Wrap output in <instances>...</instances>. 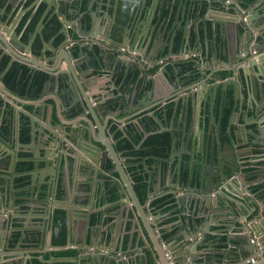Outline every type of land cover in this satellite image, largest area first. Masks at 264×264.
I'll return each instance as SVG.
<instances>
[{"label":"crops","instance_id":"obj_1","mask_svg":"<svg viewBox=\"0 0 264 264\" xmlns=\"http://www.w3.org/2000/svg\"><path fill=\"white\" fill-rule=\"evenodd\" d=\"M27 0H8L6 4L0 8V18L3 20L11 23V25L14 23V25L17 24V22L20 19V22L24 18L25 14L27 12L32 11V13L27 17V19L24 21L23 25L19 24L17 27V33L20 34V37L23 42L27 43L30 39V34L27 38V40H24L22 35L24 31L26 30V27L28 26L30 20L32 19L34 13L36 12L39 4L42 1H47L48 6L45 10L43 17L39 21L35 31L36 33L33 36V42L37 34H39L43 28L44 23L43 20L45 16L48 14L50 10H52L55 14L59 16L60 21L63 23V12L60 10V1L57 2L58 6L53 7L54 1L53 0H42L39 2V4L31 9V5L25 6ZM116 1V5H115ZM119 1L120 0H112V4H109L110 0H106V2L95 0L93 3V9L90 7L91 4H89L88 11L95 10L98 11L99 15L103 16V22L101 27H97V31L100 34V38L103 39L102 33H105L109 28V22L110 19L108 18V11L113 12L115 15L117 14V10L119 7ZM136 1V0H135ZM136 5L138 2H135ZM154 1V0H153ZM230 0H223V3L227 6V9L233 12L234 10L238 11V8L235 4L232 3V1L229 2V5L226 3ZM153 3V2H152ZM95 4V6H94ZM196 4V8L194 10V5ZM9 5H11V8L9 9ZM22 6L26 8V11H18L19 7ZM154 4L146 7L144 4L143 6L134 7V11L132 10V14L129 17V20L124 27L123 30V40L125 38H128V35L130 33L131 38H133L135 34V30L137 26H142V32L143 38L141 40V48L143 47V51L146 53L148 52V57H146V60H144V64L141 63L144 67V71L146 73V77H149L151 74L148 71L150 68H153L152 65L155 63H158L157 57L155 53H152V43L147 44L146 38L148 37L149 31L151 32L152 27H150L149 23V15H151L152 10L154 9ZM206 8V11L204 12V15L210 10L209 3L207 1L203 0H196V1H190V0H159L158 2V9L155 14V17L153 19L154 23V30L152 33V40H156L158 36V28L160 24L163 22V19L168 17L171 13V9L174 10L171 13V20L164 26L162 38L160 39V46L163 45V48L160 53V58L165 57L169 54V45L170 40L173 37V32L175 30H179L180 24L179 20H183V15L185 12V7H187V19L183 20V25L185 26L186 31L189 32V34L195 38L194 41L188 43L186 45V48L188 47L191 49V52H187L184 57L181 56H169L165 63H168V59H173L174 65H171V67H175L176 69H179L180 67L177 65L178 61L190 59L193 63L196 60L197 62H200L202 74H209L207 76V83L212 84L215 81L224 80L223 78L219 77V74L222 72H229L230 76L235 73V70H227V68L231 67V63L229 62V55L225 50L220 51V56L218 57L215 51V48L217 44L222 43L224 41V38L222 37V28L220 31L219 39L216 40V38L213 37L211 33H208L207 26L203 24L205 21L210 20H201V9L202 7ZM53 7V8H52ZM71 8V9H70ZM219 8V7H218ZM75 9V8H73ZM16 10V12H15ZM144 10V11H143ZM223 10V9H222ZM69 11L73 12L72 7H69ZM151 11V12H150ZM211 12V11H210ZM74 13V12H73ZM146 13V15H144ZM149 13V14H148ZM77 17H78V13ZM212 16H220L229 18V16L224 14H219L218 12H211ZM67 15V13H65ZM144 15V16H143ZM193 18V19H192ZM91 17L88 14V19H84L85 21H90ZM191 19V20H190ZM75 21V20H74ZM200 23H202L201 26V40L196 39L198 36V28L200 27ZM115 24V21L113 24H111L113 27ZM40 25V28L38 30V26ZM91 26V25H90ZM63 28V26H62ZM259 29L262 27H258ZM130 29H132V32H130ZM41 30V31H40ZM34 31V32H35ZM40 31V32H39ZM70 38L74 39V43L70 44H79L84 43V40H81L79 36L77 35V26L76 23L73 22L68 27ZM62 32V29H61ZM181 32V31H179ZM264 32V31H263ZM63 33V32H62ZM73 33H75L73 35ZM183 33V31H182ZM40 35H42L40 33ZM64 35V34H63ZM76 35V36H75ZM255 35H258V40L263 41L264 40V33L263 35H260L255 33ZM184 36V33H183ZM53 38L51 39H44L42 38V46L38 54L33 52L32 50V56L35 57L38 60H40L44 65H53L54 62L51 61V55L55 54L56 52H52V46L58 47L59 45H55L53 43ZM129 40V39H128ZM164 40V41H162ZM201 41L203 44H201ZM32 42V45H33ZM88 47L82 48L84 52H89L95 59V63L97 64V68H93V66L87 67V76L91 81V86L93 88V92L96 96V99H99L100 93H109L106 98L107 103H109V108L111 110H114V101L117 98L122 99L123 101V109H117L114 110V113L104 114V117L100 118V120L97 122L96 128L98 129V135L99 137L109 141L110 143H114L115 147L117 146L118 140L123 136L126 137L124 131L121 130V127L126 124L127 125H137V120H140L144 115L152 116L156 115V111L161 110L164 114H166L167 110L165 111L166 105L169 103L173 104V116L169 120L168 124L169 126H166L162 129H169L172 138L173 143L170 147V150L168 152V156L165 158H156L155 162L148 165L143 164V170L145 174L147 173L149 181L152 183V191H156L157 193H154V195L149 194V200L146 203H142L144 206V210L146 215H142L140 210H138L134 204L133 201H131V197L129 193L125 192V195L120 192V187L123 186L124 181L121 178V175L119 173L118 167H113L114 162H112V158H107L106 167L109 169V172H107V175L105 176H99L101 180H96V186L94 189L93 194H90V189H86V181L83 171H80V174H76V169L74 167H70V174L66 173H60L58 177V181L55 183V194L56 199H63L65 198L66 189L69 191L73 190L75 191L74 195L69 197V200L73 203L74 206L78 209L77 212L89 210L91 208L90 213V219L89 224L87 226L86 219L79 214H77L75 211L72 215V223L69 225V229L67 227V238H66V244L65 245H54L53 244V238L54 236L57 237L59 232V224L56 223V219L54 217V230L51 228V226L45 227V238L44 243L48 242L49 238L52 237V244L53 247L50 249H47L48 247H45L46 250H43L44 248L39 247V244L42 240L41 232L42 229L41 222V216H46V214L40 213V211H35V209L30 208L31 205L33 207L34 203H31V200H28L27 202L21 201L22 210L21 215L16 219L14 223V230H20L22 231V236L26 237L29 232L36 233L38 238L34 241L36 243L26 244V241L19 240L15 245L11 244L10 242V249H3V247L0 248V264H25V260L28 255L34 256V254H37L38 258L39 256L43 257V254L53 251V250H65V249H75L77 250V254L75 256H72V258H69L71 261L76 262L77 264H163L161 259L158 256L157 248L160 250L165 249V254L167 252L172 253V258H174L175 262L172 263L168 259L167 264H189L191 263V258L189 255H192L194 257H197L196 260L198 262H204V261H210V262H241L244 260L243 264H250L247 263L246 259L249 257H252V251L249 249L251 244H246V246H242V244L246 243V239L243 236L244 232L242 230V223L239 221L237 214H235V217L231 214L229 215H214L211 217V214L209 211L204 213L202 209H190V207H184L182 206L178 198L180 195H182L184 192H190L193 189L190 188L191 185L194 184L197 178L191 179L189 177L187 181H183L181 179L180 174L178 173V167L180 169L183 168L184 164L186 163V158L188 157V164H190L191 161V150L193 148L194 138L196 136V133H200L205 135L207 140L210 138L209 133L214 135L215 137V150L216 147L218 149V155L223 153L224 156L226 155L228 158H235V155H239L240 157L238 164L240 165V169H242L247 174V181L244 182V177H240L241 180H243V183L247 184L252 191L254 192V195H250L248 192H244L243 196L248 204L255 207L253 211L247 212V206L245 205L244 208L241 209L242 214H245L248 216V219H256L258 220V225H256V228L259 229L262 228V232L264 233V223L262 220H264V157L262 156V152L259 149V145L254 144L252 140H259V128H263L264 125V108L257 110H250L248 106L252 104L253 99H260L261 94L259 90V83L257 80H260L263 82V80L256 77V84L255 86H251V88L245 83L244 74L242 71H239V79L241 81V104L238 103L237 97H236V105L237 108L240 107V111L237 112L236 121L233 125L229 123V128L227 130V133H225V140H221V135L219 134L220 129V117L217 115L216 108L214 105V109L212 110L211 107V100H205L203 103L198 106H194L193 103V97L191 95L188 96L186 99H179L178 102L174 99H161L158 96H152V93L146 94V91L150 89V83L148 85L143 84V79H141L142 74L139 73L138 77L135 74H132L131 72L126 75L125 67H122L120 62H118L119 56L122 55V52L119 53L115 57V52L112 50L111 45H106L105 50H108L102 58L97 54V51L93 49L94 47L90 46L91 43L87 41ZM121 43V42H120ZM119 43V44H120ZM116 44V42H115ZM118 45V44H117ZM208 45L210 46V52L208 53ZM118 45L117 47H119ZM122 46V45H121ZM236 46V45H235ZM98 48V45H95V48ZM96 48V49H97ZM185 48V47H184ZM197 48V49H196ZM236 48V47H235ZM100 49V48H99ZM183 49H181L182 51ZM197 50V51H196ZM1 51V50H0ZM64 55L65 51L63 47L59 48L57 53H60ZM101 52V49H100ZM98 52V53H100ZM180 52V51H178ZM136 60L138 62H142V55L138 51ZM4 55V53L0 54V60L1 57ZM8 55V54H5ZM10 58L12 57L11 55ZM26 57H29V55H26ZM69 52L67 51V58L68 62L71 63V66L73 63L69 59ZM128 58L127 56H123ZM204 58V60H203ZM12 59V58H11ZM63 59V58H61ZM233 61H238L240 59V56L237 54L236 49L234 50V55L232 56ZM13 60V59H12ZM19 62L28 64L23 59H18ZM161 61V60H160ZM157 64V66L162 65L161 62ZM137 62V64H139ZM202 63V64H201ZM30 66V64H28ZM91 65H93L91 63ZM119 65L121 67H119ZM87 65H85L86 67ZM237 66V65H235ZM234 66V67H235ZM31 67V66H30ZM32 68V67H31ZM62 69L67 68V61H64L62 66ZM110 71H108L107 69ZM42 71H46L44 69H38ZM237 73V71H236ZM189 72H182L179 75V81H177L178 85V92H181L185 89H187L192 83L187 82V78ZM1 80L3 73L0 72ZM201 75V74H200ZM114 76V78H113ZM204 76V75H203ZM258 76V74H256ZM201 78V77H200ZM109 79H113L111 84L109 83ZM226 79V78H225ZM48 82V81H47ZM108 82V83H107ZM139 82V83H137ZM138 84V88L141 90L143 89L142 94L136 95L135 105L134 106H128L127 103H129V97L130 95L134 96L133 91L136 88V85ZM58 85L60 88L62 86H65V78L63 76H60L57 79V86L50 88L49 85H45L44 90L45 92L42 93V96L49 104H55L54 99H58V107L55 108V111H58L59 114H63V123H60L58 119V116L54 115L55 117V123H60L65 130L72 131L73 128H77L81 125V121L86 118L84 115H78L74 116L69 109V107L60 108L61 102H60V96L57 92ZM232 86L235 89L236 93V87L234 84H224L222 86ZM108 86H111V90H108ZM152 86V84H151ZM123 87H126V91L128 92L127 99L125 100L122 94L121 89ZM184 89H181V88ZM43 90V91H44ZM168 91L175 92L176 88L173 86L167 87ZM113 93L117 94L116 97H113ZM148 93V92H147ZM189 94V92L183 93V95ZM21 99H18L15 102V104L19 105L20 107H23L27 111H33L35 106L31 104L30 100H36V99H30L27 97H21ZM38 98V99H39ZM190 102V107L192 109V121L190 123V129L186 134V141L179 143V146L174 143V137L176 134H179L180 127H182V124L184 123L185 118L187 119V112H188V103ZM91 103V108H93L96 104ZM5 104V100L0 96V122L5 119V124L10 125L11 119L9 115V109H4L3 105ZM30 106V108H28ZM9 108H11V105H8ZM58 109V110H57ZM237 111V109H236ZM235 111V112H236ZM89 115V113H88ZM115 116L117 118V121L113 119H109L110 117ZM232 117V116H231ZM249 117V118H248ZM28 116L25 114L20 115V120H26ZM75 119V120H74ZM74 121L76 122L75 124ZM21 123V122H20ZM143 125V124H142ZM263 125V126H262ZM137 127H139L137 125ZM172 127L175 129L174 134L172 132ZM161 129V130H162ZM141 130V129H140ZM237 131V133H236ZM120 132V135L117 136L116 134ZM149 134H143L144 137H146ZM106 135V137H105ZM220 135V136H219ZM121 136V137H120ZM219 136V141L217 140V137ZM238 138H242V142L239 141ZM144 140V138H143ZM142 140V141H143ZM231 141L232 145L229 144L228 141ZM139 142L137 145V148L140 147ZM188 141V143H187ZM223 143L225 148L223 149V146L220 144ZM34 146V145H33ZM183 146L187 147V150L185 152H182ZM179 147V148H178ZM38 148H41L40 145L38 147H33L31 149H25L22 153L29 155L31 160H34V157L38 156ZM117 149V148H116ZM251 149H254L253 151ZM184 150V149H183ZM122 154V158L124 162L126 163V170L127 166L133 164L132 161L129 162V156L124 153L123 149H118ZM250 153H249V152ZM241 152V153H240ZM23 154V155H24ZM42 155V154H41ZM112 157V155H111ZM183 157V160H182ZM43 159V158H42ZM146 159H144L141 162H144ZM114 161V160H113ZM33 167L36 166L42 169H39V173L36 172L34 175H32V171L29 174L28 170L25 171H19L20 175L23 177L27 175V178L21 179V186L25 185V181H31V178L33 177L34 183L31 188L28 187L27 191H25V195L30 196L33 198L32 201H37V199L41 198L42 192L39 193V188L36 186L37 182H42L44 180V177H48V171L44 170L45 162L41 163V160H39L37 163L34 164ZM111 162L112 166H108L107 164ZM218 165L220 164V160H217ZM163 166V168H162ZM62 168V167H61ZM114 168V169H113ZM59 169V168H58ZM63 169V168H62ZM163 169V174L161 176V170ZM179 169V172H180ZM56 170V168H55ZM172 171V173H171ZM128 173V171H127ZM129 174V173H128ZM200 174V173H199ZM131 177V175L129 174ZM200 177V175L198 176ZM132 179V178H131ZM90 183L92 182V177L88 180ZM133 181V180H132ZM3 182L2 180L0 181ZM25 182V183H23ZM179 184L185 186H179ZM28 185V184H27ZM109 188L116 189V193L119 195L117 200H111L110 195L111 192L108 191ZM63 189V195L60 197L57 196L58 189ZM3 189V188H2ZM118 189V191H117ZM31 191V192H30ZM176 191L174 194L173 192ZM219 191V189H218ZM167 195H170L169 199L171 198V201L166 197ZM254 196H257L259 199L254 198ZM163 198L166 197L167 199L164 200L162 204H158V206H155L154 208L151 206V202L157 198ZM165 199V198H163ZM54 201L51 197L50 202ZM141 201V200H140ZM172 202H175L177 204V209L175 208L172 211L169 212H162L160 211L161 208H164V206H167L171 204ZM56 203V202H55ZM91 206V207H90ZM235 207H237L235 205ZM1 210H4V207H2ZM51 210V206H49V211ZM59 209L55 210L56 211ZM64 210V209H63ZM238 210V209H237ZM12 210H8V212H11ZM65 211V210H64ZM66 213V212H65ZM94 214L98 216L97 221L95 223H91V215ZM161 214V215H157ZM156 215V216H153ZM153 216V219L151 218ZM48 220L47 225H49V218L46 217ZM46 218L43 222L46 221ZM42 222V223H43ZM148 224H151L153 226L154 233L149 230ZM24 225H27L28 227L25 228ZM67 226V224H66ZM5 227V226H4ZM72 228L71 234L69 233L70 229ZM115 228H119V239L116 242V252L113 253V255L119 254V259H121V262H115V261H109L105 263H100L98 261L93 260V258L88 254L89 250H94L93 247H88L87 245L93 244V238L95 237L96 245L99 248V252H106L108 249H110L111 244V233L116 230ZM14 231V232H15ZM196 231V232H195ZM7 232V229L6 231ZM28 232V233H27ZM52 232V234H51ZM243 233V234H242ZM30 234V233H29ZM190 234V235H188ZM204 234H207V239L199 245L198 250H194V240L198 239L199 237L203 236ZM167 235V236H166ZM164 236L168 237L165 238ZM191 236V237H190ZM225 237L224 242H228L226 244L223 240H221V237ZM104 237V238H102ZM11 241V239H10ZM73 242V244H69L70 242ZM166 241L167 245L165 247H162V242ZM264 242V240H263ZM166 248H169L166 250ZM122 250V252L119 251ZM119 251V252H118ZM255 251L258 252L256 259L258 261L259 257L261 258L262 255H264V252H260L258 249ZM94 252V251H91ZM166 256V255H165ZM166 258V257H165ZM30 259V258H29ZM54 260L53 262L51 260ZM69 260L68 258H64ZM44 260V259H43ZM55 257H51L50 260H45L50 263H54L57 261ZM160 260V261H159ZM257 261L255 263H257ZM27 262V261H26ZM166 263V262H165ZM254 263V264H255Z\"/></svg>","mask_w":264,"mask_h":264},{"label":"water","instance_id":"obj_2","mask_svg":"<svg viewBox=\"0 0 264 264\" xmlns=\"http://www.w3.org/2000/svg\"><path fill=\"white\" fill-rule=\"evenodd\" d=\"M40 1L42 0H35L30 6L31 9L36 7ZM53 1V7H57L58 4L57 2L55 3V1L58 0ZM94 1L95 0H92L90 3L91 8L93 7ZM203 1H207L210 7V10L206 13V15H203L201 17V20H203L204 18H206L205 20H210V32L208 33H211L213 37L218 40L221 28L223 29L222 37L224 38V41H222V43L217 44L215 48L216 54L219 57L220 51L225 50L229 55V62L231 63V67L227 68V70H235V73L224 80H219L215 81L212 84H208L206 78L209 74H207V76L205 73L202 74L203 72L201 70L200 62H197L195 60L193 66L196 67L199 73L201 74L200 80L193 82L187 89L178 92L179 90L177 89L179 84H177V81L180 80V69H176L173 66L171 67V65H174L175 60L168 59V63H165V61L169 56L184 57L187 52L192 51L188 47L186 48V45L190 43L192 37L189 32L186 31L185 26L183 25V20L187 19L188 17L187 7H185L183 20L178 21L180 24L179 30H175V32H173V37L170 40V44H167L169 45V54L165 57L160 58V53L163 48V45L160 46V39L162 38L163 28L166 25L167 21L169 22L171 20V13L174 9H171V13L169 14V16L164 18L163 22L160 24L158 28L157 39L151 41L152 33L154 30L153 19L157 12L159 2V0H154L152 3V5L154 4V9L152 10L151 15H149V23L151 24L150 27H152V30L151 32L149 31L147 35L148 37L146 38V42L147 44H150V42L152 43V53H155L158 63L160 60H163L164 62L160 61L162 64L160 66H157L158 63L153 64L152 67H158V69L154 74H151L149 77H143L142 75V77L144 78L142 86L144 87L145 84L148 85L150 83V89L146 91V94L150 95L152 93V96H158L161 99L170 98L174 99L177 102L178 97L179 99H186L189 95H191L193 97L194 106L200 107L203 101L211 100V107L213 110L215 101L217 99L218 88L224 84H234L236 87V97L238 103L241 104L240 94L242 84L239 79V71H242V73L244 74L245 83L250 88L251 86H255L256 77L263 80V82L257 80L259 83L261 98L259 100L256 98L253 99L252 104L248 106L250 110L253 109L259 111V109H263L264 40H258V35H255V33H260V35H263L264 33V0H254L247 7L242 4V0H230L238 8V11L234 10L233 12H231L225 7L222 10L216 6L217 4H222L223 0ZM76 10V8L73 9V12H75ZM19 11H26V8L20 6L17 12ZM210 11L227 15L229 16V18L212 16ZM107 14L108 18L110 19V27L112 26L111 24H113L115 21V14L113 15L109 13V11ZM89 15L91 19L88 23L85 24L84 13H80L75 21L69 19L67 15L63 14L62 32L65 38L58 47H53V45L50 44L52 46V52H56L55 54L51 55L50 62L55 63L51 66L44 65L40 60L35 57H30V55L32 56L31 49L33 36L36 31L30 34V39L27 43L23 42L20 37V34L17 33V27L20 24L21 16L16 25H14V23L11 25V23L0 18V50L2 51V53L11 55L13 61H19L18 59H23L28 64H30L32 69L47 70V73L49 75L47 85H49L50 88H53L54 86L56 87L57 79L60 76H63L65 78V86H62L60 88V86L58 85L57 87V92L60 96L59 98L61 102L60 108L69 107L74 116H86V118L81 121V125L78 126L76 129L73 128L72 131L65 130L60 124L63 123V114H59L58 111H55V108L58 107V99H54L55 104L47 103L43 96L36 100H30V103L33 104L35 108L33 111H27L23 107H20L19 105L15 104L14 101L21 99L19 94L9 90L3 80H1L0 75V96L5 100L3 108L5 110L9 109V115L11 119V131L9 134H5L3 129L4 125H6L4 123L5 119L3 121L1 120L0 122V181H3L2 183L0 182V248L3 247V249H10V239L15 231L14 223L16 219L20 217L17 215H21L23 205L21 204V201L27 202L28 200H33V198H31L30 196L25 195V191H27L28 187L31 188L34 183L33 177L31 178V181L27 180L25 181L26 183L23 182L25 183L24 186L20 185L21 179L27 176L25 175L22 177L19 173L18 164L21 161H34V164H39L37 162L41 160V163L45 162L46 164L43 169L49 172L48 177H44V180H42L41 183L36 181V186H38L39 188V193L42 192V194L40 195L41 198L37 199L36 202L31 200V203H34V205L33 207L31 205L29 206L30 208L35 209V211L38 210L40 211V213L46 214V216H41L42 222L45 220L46 217L49 218V225H47V218L46 221L43 223L41 222L40 225L42 226V229L40 230V232L42 233V240L39 244V247L44 248L43 250H46L45 247H48L47 249L53 247L52 237L49 238L47 244L46 242L44 243V238L46 226H51V228L54 230V213L56 209L65 210V222L67 224L68 229L69 225H71L72 223L71 219L74 211L77 214L80 213V215L86 219L87 226L89 224L91 208L89 210H82L80 212H77L78 209L69 200V197L73 196L75 191H69L68 189H66L65 198L61 200L55 198V183L56 181H58L60 173L64 174L66 173L65 171H67V174H70V167H74V169H76V174H80V171H83L84 176L86 177L85 187L87 190H89L91 187L90 194H93L96 186V180H101L99 176H105L107 175V172H109V169L106 167L107 158H112L111 160L112 162H114L113 167L116 166L119 168V173L124 181V185L120 187V192L124 195L125 192H128L131 197V201L134 202L136 208L140 210L142 215H146L144 206L141 203L140 198L135 190L134 183L129 174L127 173L126 163L122 158V154L117 151L113 142L110 143L109 141L99 137L98 129L96 128L97 122L100 120V118L104 117L105 113H114V110L123 109V101L122 99L117 98L114 101L115 109L111 110L109 108V103H107V99L110 98H106L109 93L111 94V92H109L108 94L100 93L99 99H96V96L92 91L93 88L91 86V81L87 80L89 79L87 76V67L93 66V68H97V65L93 61L94 57H92L89 52H84L82 48L88 47V43H86L87 41L92 43L93 39H96L100 36L99 32L97 31V27H101L103 22V16L99 15L98 11L92 10L90 11ZM73 22H75L77 26V35L81 40L85 41L84 43H79L78 45L70 44L74 41V39L70 38L68 26L71 25ZM218 25H220L221 28ZM259 26L262 28L259 29ZM39 28L40 25L38 26V30ZM141 28L142 26H137L133 38H131L129 33L128 38H125V40L118 45L125 46L129 50L135 49L139 51L142 55V59L146 60V57H148V52L146 53L145 51H143L144 46L141 48L140 45L141 40L143 38V34L141 35ZM200 30L201 29L198 28V36L196 37V39L201 40L202 36ZM179 31H183L184 33L182 41L183 50H180V52H176L174 50V44L175 37L179 33ZM207 31L209 30L207 29L206 33ZM130 32H132V29H130ZM110 33L111 29H108L107 33L103 34V39L101 40L102 42L99 46L102 51L98 53V55L101 56L100 58H102L103 55L108 51L105 50V46L107 45V43L115 44V42L111 41ZM201 44H203L202 41ZM90 46L93 47L94 43H92ZM61 47H63L65 51L64 55H62L61 52L57 53V51ZM235 49L237 51V54L240 56V59L234 62L232 56L234 55ZM67 51L69 52V59L73 63L72 66L71 63L68 62L69 60L67 58ZM209 52L210 46L208 45V53ZM26 55H29V57H26ZM118 59V62H120L118 64H120L122 67H125V70H127V76L130 72L133 73L136 68L140 69L137 64V60L135 59H129L123 56H119ZM64 61H67V68L62 69L61 66ZM91 63L93 65H91ZM85 65L87 66L85 67ZM120 65L119 67H121ZM107 70L110 71L109 69ZM256 74H258V76H256ZM112 81L111 79H109L110 84ZM169 86H173L174 88H176V91H168L167 87ZM181 89L184 88L182 87ZM108 90H111V86H108ZM45 91L46 90H44L43 92ZM121 91L124 99L126 100L128 96V92H125L126 87H123ZM142 92L143 89L140 90L137 84L135 90L133 91V94H135L134 96L130 95V99L128 100L129 103H127V105L134 106L136 95L142 94ZM186 92H189V94L183 95V93ZM116 96L117 94L113 93V97ZM90 101L96 104L93 108H91ZM8 105H11V108H9ZM240 109L241 108L238 107L237 111L235 110L236 112H233L230 120L231 125L235 123L237 112L240 111ZM55 113L58 116L57 120H59L60 123H55ZM21 114H25L26 116H28L29 120H20ZM109 119L117 121V118L115 116L110 117ZM22 123H25V125L30 130L31 140L27 143H23L20 140V131ZM75 123L76 122L74 121V123L72 124ZM137 125L139 126L143 134H147V131H145L140 120H137ZM126 127V124L121 127V130L124 131L125 135H127ZM174 130L175 129L172 127L173 134ZM218 132L221 135L220 129ZM209 135L210 138L207 140L205 135L196 133L193 143L194 146L191 150V162L193 163L192 166L199 165L197 169H199L198 171L200 173V177H198L194 184L191 185L190 188H192L193 190L190 192H184L182 195L179 196L178 201L182 206L190 207V209H202L206 214L209 211L211 217H213L214 215L220 216L229 214L235 217V214H237L239 218L238 220L242 223L241 228L244 232V234H242L246 239V243L242 244V246H246V244L250 243L251 246L249 249L252 251V256H257V252L255 251V244L252 243V238L259 237L260 241L264 240V233L262 232V228H256V225H258V220L260 221V219H248V216L242 214L241 212V209L244 208L245 205L247 206L246 210L248 213L255 209V207L247 203L243 196L244 192H248L250 195H254L252 189L247 184L243 183V180L240 179V177H244L243 179L245 182L247 181L248 176L242 169H240V165L238 164V158L240 156L237 154L235 155V158L232 159L228 158L226 155L224 156L223 153L218 155L217 147L215 150V137L213 134L211 135L209 133ZM259 135V140H252V142L254 144L259 145V149L261 150L262 156L264 157V127L259 128ZM219 136L217 137L216 141H219ZM238 139L239 141L237 142H242V138ZM176 142H178V139L174 137V143L177 144ZM228 142L232 145L230 140ZM223 143L224 142H222L220 145L223 146L224 149L225 146L223 145ZM38 145H40L41 148H38V156H35L34 160H31L30 156H22L23 150L27 148L31 149L33 147H38ZM183 149L185 150V148ZM251 150L253 151L254 149ZM218 159L220 160L219 165L217 162ZM39 169L42 168H39L37 166L35 168L33 167V171L28 170V175L30 176L31 171L32 175H34V173L36 172L39 173ZM179 169L180 167H178V173ZM162 174L163 169L161 170V176ZM91 177L92 182L90 183V181L88 180ZM179 186L181 187L183 185L179 184ZM154 193L157 192L151 191L149 194L154 195ZM173 193L175 194L176 191H174ZM51 197L54 200L52 202H50ZM254 198L259 199L257 196H254ZM235 205L237 207H235ZM49 206H51L50 211ZM2 207H4V210H1ZM9 209L12 211L8 212ZM153 216L151 217L152 219ZM262 222L264 223V220H262ZM24 226L25 228L28 227L27 225ZM147 226L149 230L154 233L153 226L151 224H148ZM6 229L7 232H5ZM115 229L116 230L114 231V234L112 232L110 235L111 244L110 249H108L107 253L99 252V248L96 245L95 235L93 238V244L87 245L88 247H93L94 250H89L87 255L91 256L93 260L98 261L100 263H105L109 261H115L116 263L121 262L122 260L119 259V254L113 255V253L116 252V242L119 239V228ZM71 231L72 228L69 231L70 234ZM206 239L207 234H204L198 239H195L193 249L198 250L199 245L203 243ZM69 242V244H73V242ZM168 249L169 248H166V250ZM119 251L122 252V250L120 249ZM157 252L163 264H167V260L165 259L168 258L167 256H165V249L160 250L159 248H157ZM189 256L191 258L192 264L198 263V261L196 260L197 257H194L192 255ZM31 257V255L27 256L25 264L26 261ZM39 259L43 260V257L39 256ZM51 261L53 262L54 260L52 259ZM173 262H175L174 258ZM255 264H264V255H262L261 258L259 257L257 263Z\"/></svg>","mask_w":264,"mask_h":264},{"label":"trees","instance_id":"obj_3","mask_svg":"<svg viewBox=\"0 0 264 264\" xmlns=\"http://www.w3.org/2000/svg\"><path fill=\"white\" fill-rule=\"evenodd\" d=\"M8 0H0V8L3 7ZM35 0H27L25 3V6L31 5ZM135 0H120L119 1V7L116 14V22L113 27V38L116 41L122 42L123 40V30L126 26L130 15L132 14V10L134 11V7H138L144 3L146 7L150 6L153 2V0H141L136 5L134 4ZM254 0H242V4L247 7L251 2ZM138 2V1H135ZM91 3V0H61L60 1V10L63 12L62 14L67 13V17L71 20L77 18V14L84 13L86 19H88L87 9L89 8V4ZM48 3L47 1H42L36 12L34 13L32 19L30 20L28 26L26 27V30L24 31L22 37L24 40H27L29 34L33 33L43 17V14L45 10L47 9ZM95 6V4H94ZM69 7L76 8L77 10L73 13L69 11ZM196 4L194 5V10L196 8ZM11 8V5H9V9ZM207 6L201 9V15H204V12L206 11ZM71 9V8H70ZM16 12V10H15ZM32 13V11L27 12L20 22L21 26L23 25L24 21L27 19V17ZM89 22V21H88ZM44 28L40 32L42 35L37 34V36L34 39L32 48L33 52L36 54L39 53L41 46H42V38L51 39L53 38V43L55 45H59L65 38L63 33L61 32L63 23L60 21L59 16L55 14L52 10L48 12V14L45 16L44 20ZM206 28L210 32V22L205 21L203 22ZM202 23H200L199 29H201ZM202 31V29L200 30ZM75 33H73L74 35ZM76 36V35H75ZM191 42L194 41L193 35L191 36ZM195 37V36H194ZM183 33L182 31L179 32L175 37V44H174V50L176 52L180 51L183 47ZM1 54V51H0ZM177 65L180 67V74L182 72H189L187 82L193 83L195 81L200 80V73L196 67L193 66V62L190 59L178 61ZM158 67L151 68L149 70L150 74H154L157 71ZM0 72L3 73L2 80L7 86L9 90H11L14 93L19 94L21 97H27L30 99H38L45 88V85L48 81L49 75L46 71L42 70H35L32 69L28 64L19 62V61H13L10 56L3 55L0 60ZM137 72H135V75ZM220 78H228L230 77L229 72H222L219 74ZM188 112H187V123L190 124L192 121V109L190 107V102L188 103ZM30 108V106H28ZM215 108L217 115L220 117V130H221V140H225L224 136L225 133H227V130L229 128V123L231 120V116L233 112L237 109L236 105V93L235 89L232 86H220L218 88L217 93V99L215 101ZM167 110L166 114H164L161 110L156 111V115L148 116L144 115L142 117V124L145 129V131L149 132V134L144 137L143 132L140 130L137 125H127L126 127V137L120 136L121 138L118 140L117 143V150L123 149L124 153L129 156V162L132 161L133 164L127 166V171L131 175V178L134 183L135 190L141 200V202L144 204L149 200V193L153 190L152 183L148 179L147 173L145 174L143 170V164H152L155 162L156 158H165L168 156V152L170 150V147L173 143L172 135L169 131V129H162L166 126H169L168 122L173 116V104L169 103L166 105L165 111ZM5 122V121H4ZM5 134H9L11 131V125H4L3 127ZM162 129V130H161ZM117 136L120 135V132L116 134ZM144 138V140H143ZM20 140L23 143H27L31 140L30 136V130L25 125V123H22L21 131H20ZM143 140V141H142ZM140 147L137 148V145L139 142ZM24 153H22L23 156ZM24 156H29L24 154ZM144 159H146L144 162ZM187 164H184L181 172V179L183 181H188L189 175H190V168L188 164V157H187ZM108 166H112V163L109 162L107 164ZM33 168V162H25L21 161L18 164V170L24 171V170H32ZM27 178V177H23ZM108 191L111 192L110 199L111 200H117L118 194L116 193V189L109 188ZM118 191V189H117ZM63 195V189L59 188L57 192V196L60 197ZM168 199L170 195L166 196ZM163 197L165 199L157 198L151 202V206L154 208L155 206H158V204H162L164 200L167 198ZM171 201V198L169 199ZM177 207V204L175 202H172L171 204L164 206V208H161L160 211L162 212H169L174 210ZM177 209V208H176ZM65 211L63 209H59L56 211L55 219L56 223L59 224V232L57 237L54 236L53 238V244L54 245H65L66 244V238H67V226L65 222ZM98 216L92 214L91 215V223H95L97 221ZM28 233V232H27ZM30 233V234H29ZM26 237L22 236V231L16 230L12 237H11V244L15 245L19 240L26 241V244L36 243L34 242L38 237L36 233L29 232ZM167 236V235H166ZM164 236L165 238H168ZM225 237H221V240H223ZM228 242H224L221 244H226ZM77 254V250L75 249H65V250H53L50 252H47L43 254V259L40 260L37 256V254H34L30 259L27 260L26 264H77L74 261H71L69 258H72V256H75ZM51 257H55L58 259L54 263H50L45 260H50ZM64 258H68L64 259Z\"/></svg>","mask_w":264,"mask_h":264},{"label":"flooded vegetation","instance_id":"obj_4","mask_svg":"<svg viewBox=\"0 0 264 264\" xmlns=\"http://www.w3.org/2000/svg\"><path fill=\"white\" fill-rule=\"evenodd\" d=\"M92 1V0H91ZM99 1V0H98ZM100 1H103V2H106V0H100ZM99 1V2H100ZM136 1H138V3H139V1H141V0H136ZM112 2V0H110V2H109V4H112L111 3ZM114 4V3H113ZM112 4V5H113ZM115 5H116V1H115ZM141 6H143L144 7V3H142L141 4ZM217 7H219L220 9H224V7L225 8H227V6L224 4V3H222V4H217L216 5ZM93 9V8H92ZM144 11V10H143ZM151 12V11H150ZM109 13H111V14H113L114 15V13L113 12H110V10H109ZM149 14V13H148ZM144 15H146V13L144 14ZM143 15V16H144ZM78 18V17H77ZM76 18V19H77ZM76 19H73V20H76ZM115 22H116V15H115ZM84 23L86 24V23H88L87 21H85L84 20ZM69 27V26H68ZM90 27V26H89ZM114 27V26H113ZM113 27H109L110 29H111V33H110V38H111V41H113V42H116V44H110V43H107V45H111L112 46V50L115 52V57L119 54V53H121L120 52V46L119 47H117L116 45L117 44H119L120 42L119 41H116L114 38H113ZM105 33H107V31L105 32ZM103 34L104 33H102V36H103ZM102 39L100 38V37H97L96 39H93V42L92 43H94V48L93 49H95L96 51H97V54H98V52H100V49H99V46H100V44H101V41ZM74 43V42H73ZM91 43V42H90ZM91 43V44H92ZM95 45H98V48L96 49L95 48ZM102 51V50H101ZM120 55V54H119ZM92 56V55H91ZM94 56V55H93ZM92 56V57H93ZM121 56H123V55H121ZM136 60V59H135ZM94 62H96L95 61V59L93 60ZM138 62V61H137ZM144 62V60L142 61V62H138L139 64H138V66L140 67V69H138V68H136L135 69V71L132 73V74H135V72H137V77H138V75H139V73H141L142 75H143V77L144 76H146V73H145V71H144V67H143V65H141V63H143ZM96 64V63H95ZM144 64V63H143ZM97 65V64H96ZM151 69V68H150ZM149 69V70H150ZM148 70V71H149ZM144 73V74H143ZM143 77H141V79L143 78ZM113 78H114V76H113ZM140 121L142 122V118L140 119ZM189 129H190V124H188L187 123V119L185 118V120H184V123L182 124V127H180V130H179V134H176V138L178 139V142H176L177 143V146H179V143H182V142H185L186 141V134H187V132L189 131ZM187 143H188V141H187ZM179 148V147H178ZM183 148H185V150H183L182 149V152H185L186 150H187V147L186 146H183ZM119 152V151H118ZM191 154V153H190ZM202 159V158H201ZM182 160H183V157H182ZM186 162H187V158H186V160H185ZM190 164L191 165H189V168H190V175H189V177L191 178V179H194V178H198V176H199V169H197L198 168V166L199 165H194V166H192V162L190 161ZM181 172H182V169H180V172H179V174H180V176H182L181 175ZM193 172V173H192ZM192 173V174H191ZM190 179V180H191Z\"/></svg>","mask_w":264,"mask_h":264},{"label":"built area","instance_id":"obj_5","mask_svg":"<svg viewBox=\"0 0 264 264\" xmlns=\"http://www.w3.org/2000/svg\"><path fill=\"white\" fill-rule=\"evenodd\" d=\"M229 2L228 1L226 4L229 5ZM120 52H122V55L123 56H127L129 59H136L137 58V55L138 54V51L137 50H129L127 47L125 46H120ZM257 52V51H255ZM161 62H164L163 60H161ZM252 243L255 244V248L256 250L258 249L260 252H264V242L263 241H260L259 237H253L252 238ZM162 245L163 247H165L167 245V242L166 241H163L162 242ZM258 254V252H257ZM166 256L167 258L169 259L170 262L174 263L173 262V256H172V253L170 252H167L166 253ZM247 263H250V264H254L257 259H256V256H252V257H249L246 259ZM244 263V260L241 261V262H226V263H221V262H210V261H204V262H198V263H195V264H243ZM189 264H192V263H189Z\"/></svg>","mask_w":264,"mask_h":264},{"label":"clouds","instance_id":"obj_6","mask_svg":"<svg viewBox=\"0 0 264 264\" xmlns=\"http://www.w3.org/2000/svg\"><path fill=\"white\" fill-rule=\"evenodd\" d=\"M169 260V259H168Z\"/></svg>","mask_w":264,"mask_h":264}]
</instances>
